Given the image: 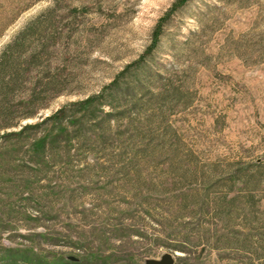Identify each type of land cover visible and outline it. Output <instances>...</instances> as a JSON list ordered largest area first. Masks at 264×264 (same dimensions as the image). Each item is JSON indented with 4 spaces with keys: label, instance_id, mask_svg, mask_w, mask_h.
<instances>
[{
    "label": "rangeland",
    "instance_id": "obj_1",
    "mask_svg": "<svg viewBox=\"0 0 264 264\" xmlns=\"http://www.w3.org/2000/svg\"><path fill=\"white\" fill-rule=\"evenodd\" d=\"M176 1L0 0V57L21 31L46 19L56 27L43 62L28 64L25 53L15 60L20 78L7 104L13 122L38 105H47L38 114L47 116L99 92L148 49ZM162 31L147 63L185 97L158 103L155 89L144 98V116L133 117L148 133L133 144L148 148L145 159L133 157L141 180L135 171L121 177L122 166L133 171L134 163L110 162V148L101 155L104 170L58 166L40 182L29 175L26 186L10 173L20 160H0V257L264 264V0H189ZM25 44L35 46V37ZM49 63L50 72L42 66ZM32 88L41 100L30 105ZM54 175L55 187L42 188Z\"/></svg>",
    "mask_w": 264,
    "mask_h": 264
},
{
    "label": "trees",
    "instance_id": "obj_2",
    "mask_svg": "<svg viewBox=\"0 0 264 264\" xmlns=\"http://www.w3.org/2000/svg\"><path fill=\"white\" fill-rule=\"evenodd\" d=\"M188 1L177 0L173 4L172 8L155 25L152 42L148 49L136 60L127 64L99 92L86 98L67 102L47 116H38L39 110L47 106L38 105L16 123L11 119L10 108L7 106L10 104L11 98L14 99L12 87L19 83L20 78L19 66H16L15 60L24 56L25 53L28 64L43 62L46 54L49 53L46 39L53 34L56 27L48 26L49 23L46 19L38 25L32 26L28 31H21L17 40L7 45V51H4L0 57V160L7 159L15 162L20 160L21 165L19 166L21 167L10 172L19 176L18 181L24 182L26 186L27 183H30L29 175L38 176V182L43 181L52 173L55 174L56 172L52 169L58 168V166L70 168L87 164L90 167L96 166L97 169L104 170L101 168L102 163L105 165L108 161L106 159L107 162H105L101 155L105 154L104 152L109 148L113 149L110 155L107 154L110 162L120 161L125 164L123 162L127 161L128 163L130 158V164L134 163L131 167L133 171L122 166L121 177L124 179L133 178L132 173L135 171V178L138 177L141 180L142 172L139 170V163L133 162V157L145 159L148 148L136 151L133 149V144L136 139L144 140L148 133L144 129L133 126V117L144 116L142 108L145 102L144 98L155 89L153 98L158 103L164 104L169 100H179L185 97V93L175 85L171 77L165 78L154 73L150 69L147 59L156 47L171 12ZM32 37H35L37 44L31 45L29 49L25 48V42L31 40ZM42 66L49 70L48 72L52 71L50 63ZM6 76L8 80H6ZM57 77L56 73H49L48 84L57 87L60 84ZM158 82L163 83L164 86L160 88L157 86ZM40 95L41 92L37 88H32L27 95L30 105L40 101ZM56 95L58 94L54 93V96ZM133 102L134 105H131ZM37 117L38 120L32 123H20L22 118ZM120 123H124L128 127L127 130L120 131L123 127ZM17 125L20 128L14 130ZM94 155L96 157L90 160V157ZM49 180L42 188L48 190L55 187L56 176H51ZM3 256L0 257V262L60 264L56 262L43 263L40 259L25 255Z\"/></svg>",
    "mask_w": 264,
    "mask_h": 264
},
{
    "label": "water",
    "instance_id": "obj_3",
    "mask_svg": "<svg viewBox=\"0 0 264 264\" xmlns=\"http://www.w3.org/2000/svg\"><path fill=\"white\" fill-rule=\"evenodd\" d=\"M149 264H175V263L170 255H165L162 259L150 260Z\"/></svg>",
    "mask_w": 264,
    "mask_h": 264
}]
</instances>
